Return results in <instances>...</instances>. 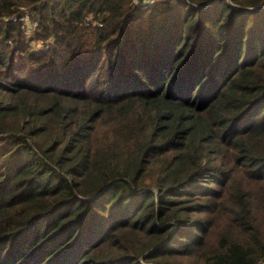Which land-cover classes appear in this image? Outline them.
Here are the masks:
<instances>
[{
    "label": "trees",
    "instance_id": "16d2710c",
    "mask_svg": "<svg viewBox=\"0 0 264 264\" xmlns=\"http://www.w3.org/2000/svg\"><path fill=\"white\" fill-rule=\"evenodd\" d=\"M260 260L264 0H0V264Z\"/></svg>",
    "mask_w": 264,
    "mask_h": 264
},
{
    "label": "built area",
    "instance_id": "2783aa9c",
    "mask_svg": "<svg viewBox=\"0 0 264 264\" xmlns=\"http://www.w3.org/2000/svg\"><path fill=\"white\" fill-rule=\"evenodd\" d=\"M149 1V0H147ZM26 16L23 17H20L19 20L21 22L20 26L23 28V30L25 32H30L31 29L33 28L34 26V22H29V20L27 19V17L25 18ZM86 19V18H85ZM149 264V263H147ZM257 264H264V260H260Z\"/></svg>",
    "mask_w": 264,
    "mask_h": 264
}]
</instances>
